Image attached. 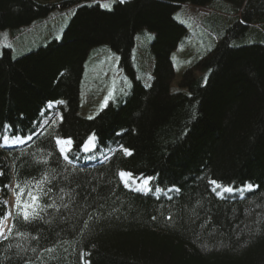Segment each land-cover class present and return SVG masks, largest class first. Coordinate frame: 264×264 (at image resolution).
Returning a JSON list of instances; mask_svg holds the SVG:
<instances>
[{
	"label": "trees",
	"instance_id": "16d2710c",
	"mask_svg": "<svg viewBox=\"0 0 264 264\" xmlns=\"http://www.w3.org/2000/svg\"><path fill=\"white\" fill-rule=\"evenodd\" d=\"M100 1L0 0V137L32 136L45 116L60 115L25 148H0V216L12 183L45 174L52 198L69 204L33 223L14 208L0 264H83L81 252L90 264H264V0H115L111 8ZM73 7L61 37L15 53L17 37ZM195 35L213 46L176 82L174 52ZM101 46L117 56L113 73L124 86L107 72L95 91L85 90L87 63L99 62ZM140 58L153 66L149 86ZM111 86L107 105L84 115L83 90L99 104ZM92 134L97 151L116 146L109 162L83 169L62 159L56 137L71 138L75 158ZM121 170L154 177V190L179 191L171 200L140 194L121 183ZM211 179L255 189L221 199ZM60 188L76 199L60 201Z\"/></svg>",
	"mask_w": 264,
	"mask_h": 264
},
{
	"label": "rangeland",
	"instance_id": "374dc122",
	"mask_svg": "<svg viewBox=\"0 0 264 264\" xmlns=\"http://www.w3.org/2000/svg\"><path fill=\"white\" fill-rule=\"evenodd\" d=\"M115 0H110V1H100L102 3V5L104 4H110L112 5L113 2ZM185 6V5H183ZM192 6V5H191ZM75 11V7L69 9V10H63V11H59L56 12L55 14L51 15L50 17H48L47 19L44 20L43 23L39 24L36 29H34L31 32H27L26 34H22L21 36L17 37L14 41V51L15 53H23L25 51H29L31 49H34L40 45H44L46 44L48 41H50L53 38H59L61 37L62 31L64 29V27L66 26V24L68 23L69 19L71 18V16L73 15ZM179 12L180 10L175 14L176 17L181 18V16H179ZM0 36H6L5 32L0 31ZM199 35H195L194 37H191L190 39H187L183 44H181L178 49L176 50V52H174V61L177 65V77L176 79H174L176 82L180 81V77L182 75V73L191 65H193L196 61V58L200 57L201 55H203L204 53H206L212 46L211 43L212 41L207 42V38H202L199 39L198 37ZM187 38V37H186ZM185 38V39H186ZM184 39V40H185ZM206 45H204V44ZM98 48L94 49L95 51ZM101 51L99 52V62L94 64L96 62V59L91 63V61H88L87 63V67H86V71H85V75H84V79H83V83L85 84L86 88L85 90L88 88V90H94L95 91V86L93 87L92 84H94L95 78H99L98 76L103 75L105 73L108 72V77H113L115 78V81H118V86H124V82L123 80H121L120 76H116L113 71L114 68L117 66V61L118 58L117 56L113 53V51L111 52L110 49L107 46H101ZM143 50L140 51L139 55H141ZM148 51L145 50V55ZM116 59V61H115ZM141 60V66L139 67V75L141 77H144L147 81L146 84L149 86L151 84V76L149 75V72L151 70H153V66H151V68L149 67V61L148 59H143L140 58ZM91 63V65H90ZM153 65H154V61H153ZM109 85L111 83V81L108 82ZM107 85V86H109ZM85 90H83V92L81 93L82 96V104H81V111L84 115L87 116H93L94 114H96L99 109L101 108V105L104 103L105 97L109 96V93L113 90L114 88L111 86L109 87V90L107 91L108 94H104L101 93L100 95V103L97 104L96 102L94 104L91 103V99L89 98V95L86 96L85 95ZM88 93V91H86V94ZM56 106L53 104V107ZM53 107H49V109L51 110ZM49 119V118H48ZM47 120H44V122ZM11 141V140H9ZM3 145V144H2ZM135 186V187H139V183L132 185L130 184L128 187ZM13 186H10V189ZM219 191V190H218ZM242 194L241 192L238 191H234L233 193H230L229 196H232L233 194ZM229 193H225L224 196H228ZM223 196V197H224ZM248 196V195H247ZM246 196V197H247ZM241 196H239L237 199H239ZM12 200V197L8 198L6 200V205L9 208V210L11 211V207L12 205H10ZM0 227L3 228L4 230V234L6 232V223H4V221H0Z\"/></svg>",
	"mask_w": 264,
	"mask_h": 264
},
{
	"label": "snow or ice",
	"instance_id": "6c2138e0",
	"mask_svg": "<svg viewBox=\"0 0 264 264\" xmlns=\"http://www.w3.org/2000/svg\"><path fill=\"white\" fill-rule=\"evenodd\" d=\"M124 0H121V3H123ZM105 8H111L110 4H104L102 5ZM10 47V46H9ZM0 55H2V52H0ZM112 93H109V96H111ZM109 96L105 97L104 103L101 105V107H105L108 103ZM60 103H63V101H60ZM49 107H53V105H49ZM62 119V117H61ZM53 123H55V119L53 120ZM31 136H28L27 139H31ZM96 136L95 134H92L88 137L87 141L84 142V144L81 146L80 150L83 152H90L93 149L96 148ZM4 144H8L9 142L11 144H17V143H23V140H21L19 137H15L9 141L8 136L3 137ZM72 144L73 141L71 138L68 139H61L60 137H56V147L59 150V154L62 157V159L71 164L72 160L69 158L70 153L72 152ZM122 147V146H121ZM125 155H130L128 149H123ZM51 155V154H49ZM37 163H48L47 159H41L38 160ZM0 175H3L2 172H0ZM120 177L121 183L124 184L125 187H128L130 184L135 185L139 183V187H137L135 190L140 192H151L153 189L151 187V181H153L154 177H135L131 172H125L121 170L118 173ZM65 180H68V177H64ZM209 185L211 186V191L215 193L218 197L223 198L225 193H233L234 191L238 192H246L251 191L255 187L253 184H245L239 189H234L232 186H224L220 182H218L215 179H211L208 181ZM52 184V181L49 180V177L47 174H45L40 180H33V181H17L15 186L13 187V193L15 195V215L17 218L22 219L25 223H33L38 220H42L43 216L42 213L47 211L48 209H55L56 211H60L61 208L67 209L69 208V204L67 203H61L58 204L55 199L52 198L51 193L53 191L52 187L50 186ZM46 185H48L46 187ZM4 187H8V185H5ZM219 189V191H217ZM95 191V189H93ZM155 191L157 193L161 192L162 189L157 186L155 188ZM168 191H179V189L173 187L171 189H168ZM59 192L61 195L59 196V200L63 201L65 196L69 197L70 202L74 201L76 199L73 192H65L64 188H60ZM47 198L50 202L45 204L44 200ZM169 200L172 199V197H168ZM200 202L198 201L197 204ZM115 211V209L113 210ZM193 214H195V210L193 209ZM8 215H11V213H5V217ZM172 217L169 216L168 219H171ZM92 217L89 216V220H91ZM155 219V217H153ZM47 222V221H45ZM85 227H87V222H85ZM13 229H8V234L10 235L12 233ZM17 235H22L21 233H17ZM0 237H3L4 239H7L8 236L4 235V230L2 227H0ZM11 247V245H9ZM35 251V249H33ZM47 251H52V249H47ZM85 253H80V259L83 262V264H90V261L84 260ZM25 264H31V262L25 261Z\"/></svg>",
	"mask_w": 264,
	"mask_h": 264
},
{
	"label": "bare ground",
	"instance_id": "6f19581e",
	"mask_svg": "<svg viewBox=\"0 0 264 264\" xmlns=\"http://www.w3.org/2000/svg\"><path fill=\"white\" fill-rule=\"evenodd\" d=\"M55 102H51V103H49L48 104V107H49V105H53ZM17 144H21V145H23V143H17ZM15 150H18V149H15ZM245 184H249L250 182H248V181H246V182H244ZM241 188V187H240ZM235 189V188H234ZM238 189H239V187H238ZM219 190V189H218ZM12 194H13V197L15 198V195H14V193H13V189H12ZM165 194V195H164ZM172 193L171 192H169V191H167L166 189L165 190H163V196H161L162 197V199H164V200H168V197H172ZM12 204V200H11V203H10V205ZM0 221H4V223H6V231L9 229V228H11V222H12V219H10V218H8V217H3V216H0Z\"/></svg>",
	"mask_w": 264,
	"mask_h": 264
},
{
	"label": "crops",
	"instance_id": "0c3cea01",
	"mask_svg": "<svg viewBox=\"0 0 264 264\" xmlns=\"http://www.w3.org/2000/svg\"><path fill=\"white\" fill-rule=\"evenodd\" d=\"M242 8H243V6H242Z\"/></svg>",
	"mask_w": 264,
	"mask_h": 264
}]
</instances>
